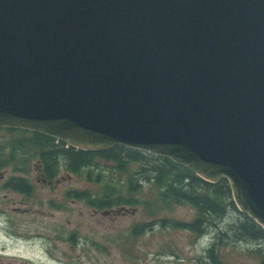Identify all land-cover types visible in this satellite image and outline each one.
<instances>
[{
  "label": "water",
  "instance_id": "95a60500",
  "mask_svg": "<svg viewBox=\"0 0 264 264\" xmlns=\"http://www.w3.org/2000/svg\"><path fill=\"white\" fill-rule=\"evenodd\" d=\"M0 127L225 178L264 230V0H0Z\"/></svg>",
  "mask_w": 264,
  "mask_h": 264
},
{
  "label": "rangeland",
  "instance_id": "374dc122",
  "mask_svg": "<svg viewBox=\"0 0 264 264\" xmlns=\"http://www.w3.org/2000/svg\"><path fill=\"white\" fill-rule=\"evenodd\" d=\"M4 135L0 132L1 138ZM97 164L104 168L110 162ZM131 167L138 171L139 164ZM39 169L38 160H32L26 175L33 184L30 197L3 188L13 173L9 168L0 170V264H215L207 253L214 244L219 263H260L253 250L257 245L263 248L264 239L259 243L221 235L242 220L237 209L228 208L207 226L206 234L197 236L174 225L194 218L190 206L174 205L151 216L142 205L97 210L70 197L73 191L96 188L83 174L60 170L47 184L41 182ZM145 175L143 171L135 174L142 187L147 184ZM121 177L125 179L126 174ZM144 192V188L138 192L140 200Z\"/></svg>",
  "mask_w": 264,
  "mask_h": 264
},
{
  "label": "trees",
  "instance_id": "16d2710c",
  "mask_svg": "<svg viewBox=\"0 0 264 264\" xmlns=\"http://www.w3.org/2000/svg\"><path fill=\"white\" fill-rule=\"evenodd\" d=\"M0 132L6 134L4 138L0 137V170L9 168L13 173L3 183V188L26 197L33 195V184L26 175L32 160H38L41 176L47 181L54 180L60 170L76 176L83 174L96 188L73 191L70 197L93 209L142 205L151 216L174 205L190 206L195 211L193 220L177 225L197 235L214 224L213 220L222 217L228 208L235 209L225 178L206 182L187 167L166 157L118 144L104 151L81 150L45 134L19 128H0ZM99 160L110 164L103 168L98 166ZM131 164H139L138 171L132 169ZM140 171L146 172L145 187L135 177ZM122 173L126 174L125 179H122ZM142 188L145 192L140 200L138 192H142ZM242 216L238 224L223 229V239L228 234L250 241L264 239L262 228L246 214L242 213ZM214 246H210L207 253L213 263L223 264L218 262ZM253 252L259 256V264H264V247L255 248Z\"/></svg>",
  "mask_w": 264,
  "mask_h": 264
}]
</instances>
